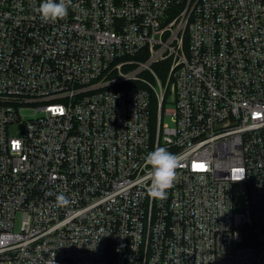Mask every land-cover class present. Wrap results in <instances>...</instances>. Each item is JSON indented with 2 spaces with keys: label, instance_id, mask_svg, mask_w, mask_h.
Instances as JSON below:
<instances>
[{
  "label": "built area",
  "instance_id": "obj_1",
  "mask_svg": "<svg viewBox=\"0 0 264 264\" xmlns=\"http://www.w3.org/2000/svg\"><path fill=\"white\" fill-rule=\"evenodd\" d=\"M41 2L0 0V264H264V0Z\"/></svg>",
  "mask_w": 264,
  "mask_h": 264
},
{
  "label": "clouds",
  "instance_id": "obj_2",
  "mask_svg": "<svg viewBox=\"0 0 264 264\" xmlns=\"http://www.w3.org/2000/svg\"><path fill=\"white\" fill-rule=\"evenodd\" d=\"M37 12L43 21L55 22L67 16L68 2L67 0H42ZM145 162L151 169L147 175L150 181L147 195L153 200H165L177 180V169L181 163L179 157L165 147H159L147 154ZM237 179L243 180L244 176L240 175ZM69 202L64 194L56 195L57 207L67 206ZM51 261L54 264V260L51 259Z\"/></svg>",
  "mask_w": 264,
  "mask_h": 264
},
{
  "label": "rangeland",
  "instance_id": "obj_3",
  "mask_svg": "<svg viewBox=\"0 0 264 264\" xmlns=\"http://www.w3.org/2000/svg\"><path fill=\"white\" fill-rule=\"evenodd\" d=\"M18 127L17 126H12L11 131L14 132ZM20 220V217H18V221Z\"/></svg>",
  "mask_w": 264,
  "mask_h": 264
},
{
  "label": "snow or ice",
  "instance_id": "obj_4",
  "mask_svg": "<svg viewBox=\"0 0 264 264\" xmlns=\"http://www.w3.org/2000/svg\"><path fill=\"white\" fill-rule=\"evenodd\" d=\"M197 167L202 169L203 168V165L202 164L201 165H197Z\"/></svg>",
  "mask_w": 264,
  "mask_h": 264
}]
</instances>
